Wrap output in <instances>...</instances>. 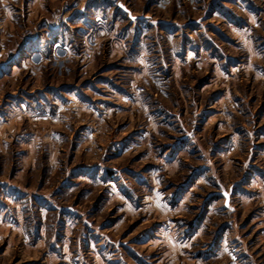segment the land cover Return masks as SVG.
Segmentation results:
<instances>
[{
  "label": "rangeland",
  "instance_id": "obj_1",
  "mask_svg": "<svg viewBox=\"0 0 264 264\" xmlns=\"http://www.w3.org/2000/svg\"><path fill=\"white\" fill-rule=\"evenodd\" d=\"M0 264H264V0H0Z\"/></svg>",
  "mask_w": 264,
  "mask_h": 264
},
{
  "label": "crops",
  "instance_id": "obj_2",
  "mask_svg": "<svg viewBox=\"0 0 264 264\" xmlns=\"http://www.w3.org/2000/svg\"><path fill=\"white\" fill-rule=\"evenodd\" d=\"M56 45H57V44H56ZM59 52H60V54H65V55H66V54H68V52L70 53V50H69V51H66V49H65V50H60ZM61 52H62V53H61ZM36 54H37V53H36ZM41 55H42V53L38 51V56H41Z\"/></svg>",
  "mask_w": 264,
  "mask_h": 264
}]
</instances>
